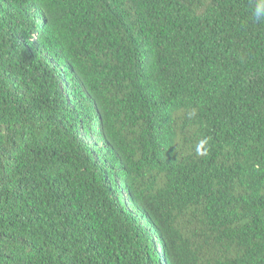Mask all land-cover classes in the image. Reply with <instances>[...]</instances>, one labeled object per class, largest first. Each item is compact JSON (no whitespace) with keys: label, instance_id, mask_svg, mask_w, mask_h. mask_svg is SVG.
<instances>
[{"label":"trees","instance_id":"1","mask_svg":"<svg viewBox=\"0 0 264 264\" xmlns=\"http://www.w3.org/2000/svg\"><path fill=\"white\" fill-rule=\"evenodd\" d=\"M0 264H264V0H0Z\"/></svg>","mask_w":264,"mask_h":264}]
</instances>
